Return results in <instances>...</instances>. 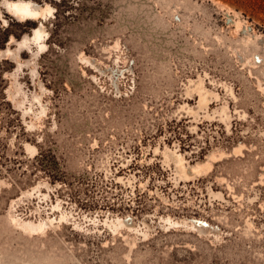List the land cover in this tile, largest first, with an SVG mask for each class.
I'll use <instances>...</instances> for the list:
<instances>
[{
  "label": "rangeland",
  "instance_id": "obj_1",
  "mask_svg": "<svg viewBox=\"0 0 264 264\" xmlns=\"http://www.w3.org/2000/svg\"><path fill=\"white\" fill-rule=\"evenodd\" d=\"M0 264H264V0H0Z\"/></svg>",
  "mask_w": 264,
  "mask_h": 264
},
{
  "label": "bare ground",
  "instance_id": "obj_2",
  "mask_svg": "<svg viewBox=\"0 0 264 264\" xmlns=\"http://www.w3.org/2000/svg\"><path fill=\"white\" fill-rule=\"evenodd\" d=\"M5 6H6L7 10L12 15H14L15 17H18V18H21L24 20H34V21H36L42 17H45L47 14H53V12L55 10L49 4L40 5V4L32 2V1H7ZM48 37H49V33L45 29L44 25L41 23L39 27H36L34 29L32 37L29 40L28 39L22 40L21 45L26 46L30 42L34 43L35 45H37L39 51L44 53L47 51V48H48V45L46 43V40L48 39ZM13 41H15L14 38H11L10 42H13ZM115 86L119 90L118 85L115 84ZM44 112H45V109L43 110V113ZM26 149L31 154L35 153V148L30 146V145H27ZM194 171H198V168L195 167L194 170L185 168V171H184L185 176L186 177L192 176ZM29 194H31V193H29ZM59 206L60 205H58L57 207L59 208ZM53 209H54V207H53ZM63 217H64V215H63ZM187 220H185V219L176 220L175 218H172V217H165V218L161 219L160 221H162L164 223V225H166L165 228H167L169 230V229H173L175 227L177 228V227H181V226H184V227L188 226L189 227V225H188L189 221H187ZM20 225L24 229L39 233V232H44L47 228L51 227V225H53V220L43 219L39 222L24 221ZM121 227H127V229L129 228V230L135 229L133 222L129 219L126 220V219L118 218V219L111 222L110 228L112 229L113 232H116ZM148 227H150V226H148ZM190 227L193 230H196L197 232H199L200 234H205V233L209 232L208 231L209 226H207L204 222L198 223V221L197 222L192 221ZM210 228H212V227H210ZM144 235H146V234H144Z\"/></svg>",
  "mask_w": 264,
  "mask_h": 264
}]
</instances>
